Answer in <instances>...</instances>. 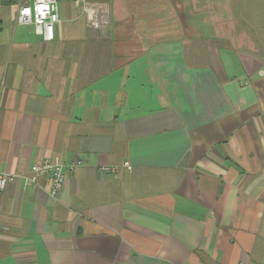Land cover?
Wrapping results in <instances>:
<instances>
[{
  "label": "crops",
  "instance_id": "obj_1",
  "mask_svg": "<svg viewBox=\"0 0 264 264\" xmlns=\"http://www.w3.org/2000/svg\"><path fill=\"white\" fill-rule=\"evenodd\" d=\"M32 2L0 0V264H264V0H58L52 41ZM45 160L83 162L57 197Z\"/></svg>",
  "mask_w": 264,
  "mask_h": 264
},
{
  "label": "built area",
  "instance_id": "obj_2",
  "mask_svg": "<svg viewBox=\"0 0 264 264\" xmlns=\"http://www.w3.org/2000/svg\"><path fill=\"white\" fill-rule=\"evenodd\" d=\"M28 9V13L24 14V10ZM86 11L87 8L85 9ZM56 17L55 20L52 17ZM17 23L20 25H32L36 34L41 35L44 40L52 41L55 38V26L60 22L58 0H33L32 3L20 6L16 17ZM83 162L71 164H59L45 160L40 164L32 167V172L36 175L49 176L52 184L51 194L57 197L64 188L66 173L72 172L78 165ZM100 170L103 173L111 172L112 168L105 166ZM17 179L14 174L0 173V193H2L10 182Z\"/></svg>",
  "mask_w": 264,
  "mask_h": 264
},
{
  "label": "clouds",
  "instance_id": "obj_3",
  "mask_svg": "<svg viewBox=\"0 0 264 264\" xmlns=\"http://www.w3.org/2000/svg\"><path fill=\"white\" fill-rule=\"evenodd\" d=\"M28 11H29L28 9H25V10H24V14L28 13ZM52 19L55 20L56 17L54 16V17H52Z\"/></svg>",
  "mask_w": 264,
  "mask_h": 264
}]
</instances>
